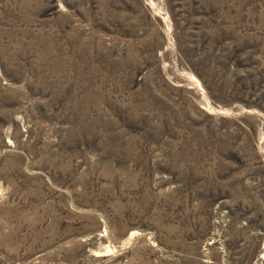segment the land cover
<instances>
[{
  "label": "rangeland",
  "instance_id": "rangeland-1",
  "mask_svg": "<svg viewBox=\"0 0 264 264\" xmlns=\"http://www.w3.org/2000/svg\"><path fill=\"white\" fill-rule=\"evenodd\" d=\"M0 264H264V0H0Z\"/></svg>",
  "mask_w": 264,
  "mask_h": 264
}]
</instances>
